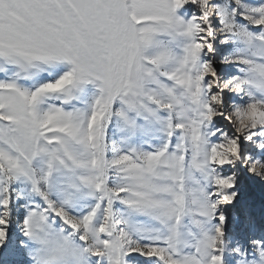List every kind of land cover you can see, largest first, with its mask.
I'll return each mask as SVG.
<instances>
[{
	"label": "snow or ice",
	"instance_id": "1",
	"mask_svg": "<svg viewBox=\"0 0 264 264\" xmlns=\"http://www.w3.org/2000/svg\"><path fill=\"white\" fill-rule=\"evenodd\" d=\"M238 165L264 180V0H0V253L264 264Z\"/></svg>",
	"mask_w": 264,
	"mask_h": 264
},
{
	"label": "rangeland",
	"instance_id": "2",
	"mask_svg": "<svg viewBox=\"0 0 264 264\" xmlns=\"http://www.w3.org/2000/svg\"><path fill=\"white\" fill-rule=\"evenodd\" d=\"M246 151L255 153L245 145ZM240 168L236 191L239 196L228 206L226 230L233 242L245 243L249 238H264V180ZM15 232V226L12 229ZM2 251V250H0ZM0 264H24L23 253H0Z\"/></svg>",
	"mask_w": 264,
	"mask_h": 264
}]
</instances>
